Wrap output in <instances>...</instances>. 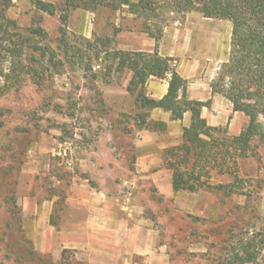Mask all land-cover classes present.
I'll return each instance as SVG.
<instances>
[{
    "label": "rangeland",
    "instance_id": "obj_1",
    "mask_svg": "<svg viewBox=\"0 0 264 264\" xmlns=\"http://www.w3.org/2000/svg\"><path fill=\"white\" fill-rule=\"evenodd\" d=\"M104 1L66 16L57 2L54 14L32 0H13L8 11L21 31L42 29L45 37L34 36L24 50L30 73L11 78L0 96V264H223L242 237L264 230V144L256 140L253 155L239 159L243 192L231 196L172 192L162 163L139 169L141 130L164 131L141 127V114L156 120L127 91L132 73L118 69L114 55L147 22L126 4ZM150 23L190 28L198 76L218 78L230 54L231 20L165 6ZM220 128L216 137L233 136ZM91 200L99 207L93 213ZM108 228L123 240H109Z\"/></svg>",
    "mask_w": 264,
    "mask_h": 264
},
{
    "label": "trees",
    "instance_id": "obj_2",
    "mask_svg": "<svg viewBox=\"0 0 264 264\" xmlns=\"http://www.w3.org/2000/svg\"><path fill=\"white\" fill-rule=\"evenodd\" d=\"M34 5L45 12L55 13V2L65 6L64 16L69 8H87L91 1L101 5L104 0H32ZM113 8L122 4L129 11L145 19V29L151 30L148 21L158 16L165 6L173 11L197 9L204 17L229 19L233 22L231 48L228 60L222 65L218 78L212 83L213 93L225 96L234 111L242 112L249 123L237 136L216 137L220 127L211 126L202 116V108L211 101L191 100L187 96V81L172 65V59L161 56L155 48L153 52L118 50L114 58L117 68H129L131 78L127 91L141 108L152 110L161 108L171 113L173 120H180L186 112L191 113V123L184 127L181 142L165 148L162 152V165L171 171L174 192L200 189L221 192L231 196L242 193L243 179L239 176V159L255 152L258 140L264 144V0H165L166 5H157V0H111ZM13 0H0V96L10 91L9 80L18 77L29 69L23 63L24 50L36 35L45 37L42 29L21 31L16 19L8 11ZM95 8V7H93ZM152 33L156 40L161 37L163 27L155 25ZM38 37V36H37ZM35 38V37H34ZM9 62V73L5 64ZM167 78V93L159 100L145 94L147 80L151 77ZM141 127L165 130L166 123L148 119L141 114ZM226 129H224L225 131ZM214 173L227 174L233 181L227 184H214ZM22 231V227H21ZM223 264H264V230L240 239L239 245L230 251ZM222 264V263H221Z\"/></svg>",
    "mask_w": 264,
    "mask_h": 264
},
{
    "label": "crops",
    "instance_id": "obj_3",
    "mask_svg": "<svg viewBox=\"0 0 264 264\" xmlns=\"http://www.w3.org/2000/svg\"><path fill=\"white\" fill-rule=\"evenodd\" d=\"M148 24L151 25L150 31L155 33L153 31H156V27L152 25L150 21H148ZM150 31L144 27L136 34L129 33V35L125 37L124 42L119 44V48L126 51L146 52H153L155 48H157L161 56L171 58L174 62L173 66L176 68L177 72L187 81L188 98L203 102L208 100L211 101L210 106H204L201 111L202 116L207 120V123L215 127L225 126L230 135H239L249 123L248 117L242 112L234 111L232 103L225 96L219 93H213L211 82L213 80L212 77L203 79L198 76L200 71L199 63L196 60L195 64L194 60L191 61V29H182V31H178L177 29L176 31H173V29L168 30L167 28H163L161 37L158 40H156V37H154ZM126 38H130V40H127ZM169 79L170 76L164 79L151 76L146 83L147 95L156 100L161 99L167 93ZM151 118L156 121L165 122L166 129L163 130L164 132H155L145 129L141 130L143 140L136 148L137 165L141 170H150L153 167L161 166L163 149L167 146L179 144L182 139L184 127L189 126L191 123L190 112H186L180 120H173L171 118V113L161 108L152 109ZM158 133H163L160 134L162 138H159ZM163 137L164 142L161 140ZM170 189L174 192L171 179ZM97 203H99V201H97ZM107 204L108 202L104 205ZM87 206L92 213L99 209L93 200H91ZM102 210H104V208ZM106 210L111 211V206ZM91 217L92 216H90V218ZM87 231L88 233L91 232L90 229H87ZM106 231L111 235V238L108 237L109 240H112L115 243L123 240L122 236H119L117 232L115 235V229L110 231L108 228ZM131 232H133V230H131ZM134 238V236H131V239L128 238V240L132 241ZM136 238L139 240V236H136ZM151 242H154L153 238ZM134 243L135 250L143 249L140 241H135ZM152 245L153 244H151V247ZM147 247L149 249L151 248L148 245Z\"/></svg>",
    "mask_w": 264,
    "mask_h": 264
},
{
    "label": "built area",
    "instance_id": "obj_4",
    "mask_svg": "<svg viewBox=\"0 0 264 264\" xmlns=\"http://www.w3.org/2000/svg\"><path fill=\"white\" fill-rule=\"evenodd\" d=\"M97 67H99V65Z\"/></svg>",
    "mask_w": 264,
    "mask_h": 264
}]
</instances>
